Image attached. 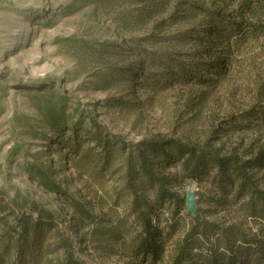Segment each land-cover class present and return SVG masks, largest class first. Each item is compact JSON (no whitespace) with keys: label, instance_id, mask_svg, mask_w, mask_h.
<instances>
[{"label":"rangeland","instance_id":"1","mask_svg":"<svg viewBox=\"0 0 264 264\" xmlns=\"http://www.w3.org/2000/svg\"><path fill=\"white\" fill-rule=\"evenodd\" d=\"M4 3L8 6H0V264H23V254L9 245H19L23 227L30 225L46 230L47 253L40 264H66L68 255L61 243L67 242L84 264H150L125 248L129 237L117 241L109 231L121 227L120 218L129 219L130 197L120 198V193L131 146L159 134L192 142L212 136L214 147L223 152L236 149L255 157L264 147V117L258 109L252 111L264 104V97L257 98V89L264 88V41L237 46L229 72L214 86L196 77L191 80L196 86L176 82L170 86L152 63L164 51H177L186 63H199L198 67L201 61L210 63L223 55L206 51L209 48L197 39L205 35L200 31L204 15L176 24L168 20L178 0ZM141 7L159 12L140 22ZM102 43L128 54L114 56L110 66L90 48ZM83 44L89 48L77 50ZM140 49L149 54L142 50L139 55ZM141 60L148 65L138 81H129L125 77L130 74L112 68ZM208 69L213 73L212 67ZM212 76L217 77H206ZM74 143L82 144L74 148ZM105 143H114L113 158L108 168H101L96 165L102 162ZM86 152H91L92 163L80 159ZM171 170L181 178L174 190L193 192L198 212L264 234L262 222L249 216L248 197L233 201L236 191L224 195L211 175L182 177L180 165ZM260 177L264 187V170ZM163 205L158 227L172 231L168 219L174 207L170 202ZM185 233L183 222L167 237L166 256L158 264L172 263Z\"/></svg>","mask_w":264,"mask_h":264},{"label":"trees","instance_id":"2","mask_svg":"<svg viewBox=\"0 0 264 264\" xmlns=\"http://www.w3.org/2000/svg\"><path fill=\"white\" fill-rule=\"evenodd\" d=\"M171 1L165 0L166 3ZM157 10L158 8L153 10L141 7L137 20L143 22L152 18L153 14L159 12ZM199 14L204 15L202 20L205 23L200 31L205 35L197 39L206 45V49L209 48L206 51L215 50L223 55L210 63L201 61L202 67H198L199 63L196 66L190 61L186 63L177 51H164V56L153 59L152 63L161 70V76L168 77L166 84L170 86L175 82L188 86L195 77L198 81L214 86L229 72L237 46L247 41H264V0H178L168 20L176 24ZM163 25V22L158 23L159 28ZM106 45L102 43L97 48L92 44L90 48L94 49L93 54L99 61L110 66L114 56L124 57L128 54L126 50L116 52ZM88 46L83 44L77 50L85 51L83 48L88 49ZM142 50L149 54L145 49H140L139 55ZM147 65L146 61L141 60L139 63L114 65L112 68L120 69L116 70L117 73L122 71L123 74H130L125 78L133 82L138 81L146 72ZM209 67L213 68V73L209 72ZM136 68L138 70L134 71ZM211 74H216L217 77H206ZM191 85L196 86L194 83ZM259 97H264V88L257 89V98ZM261 102L262 100L259 101ZM201 103L202 101L199 102L200 105ZM257 109L264 117V104L256 105L252 111ZM213 143L212 136L201 142H192L173 135L159 134L133 144L127 159L125 184L120 193V198L130 197L127 201L129 219L120 218L121 227H117V230L115 227L110 228L111 236L117 241L124 236L129 237L130 244L125 241L126 249L132 250L136 257L144 256L143 260H149L150 264H158L166 256L167 237H171L185 222L186 233L178 242L171 264H264V234L252 232L251 229L247 232L237 223L225 225L221 221L209 219L202 210L192 213L188 211L185 192L174 190V185L181 179L177 172L171 170L177 165L181 166L182 177L202 178L211 175L224 195L230 194L231 190L236 191L233 201L242 197L249 198V216L262 222L261 231L264 233V187L260 177L264 170V147L255 157H251L236 149L223 152L214 147ZM81 144L74 143L73 147ZM117 144L123 146V143ZM112 145L114 143L103 145L100 153L102 162L96 166H110L113 158ZM90 153L86 152L80 159L92 163ZM166 202H170L174 209L172 218L168 219L172 231L164 232L158 224L161 223L160 215ZM129 222L134 224V228L131 224L127 225ZM23 231L21 243L9 246L19 249L23 254V264H40L43 255L47 253L43 247V242L46 241L43 237L45 227L24 226ZM61 245H64L68 255L66 264H84L76 258L68 242Z\"/></svg>","mask_w":264,"mask_h":264},{"label":"water","instance_id":"3","mask_svg":"<svg viewBox=\"0 0 264 264\" xmlns=\"http://www.w3.org/2000/svg\"><path fill=\"white\" fill-rule=\"evenodd\" d=\"M187 204L189 206V211L192 213L197 212V203L195 194L191 191H186Z\"/></svg>","mask_w":264,"mask_h":264},{"label":"crops","instance_id":"4","mask_svg":"<svg viewBox=\"0 0 264 264\" xmlns=\"http://www.w3.org/2000/svg\"><path fill=\"white\" fill-rule=\"evenodd\" d=\"M4 2H5V0H2L1 3H0V6H1L2 8L8 6L7 3H4Z\"/></svg>","mask_w":264,"mask_h":264}]
</instances>
